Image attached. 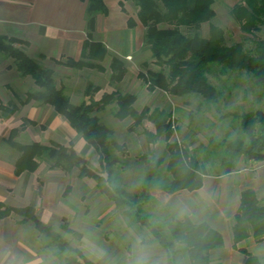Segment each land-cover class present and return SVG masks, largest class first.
I'll use <instances>...</instances> for the list:
<instances>
[{"label": "trees", "instance_id": "16d2710c", "mask_svg": "<svg viewBox=\"0 0 264 264\" xmlns=\"http://www.w3.org/2000/svg\"><path fill=\"white\" fill-rule=\"evenodd\" d=\"M86 4L85 21L87 39L84 41L78 59L63 58L51 60L58 66L70 69H93L104 72L101 63L109 56V51L101 41L94 40L96 16H106L108 9L105 0H82ZM132 3L136 8L135 19L128 16V29L142 27L141 41L150 52L152 63L161 70L147 69L137 74L149 92L155 89L172 96L184 97L195 94L203 99L207 109L216 106L224 97V92L212 85L207 78L209 65L221 67L223 73L245 72L253 80L254 87L264 90V40L254 38L255 32L264 28V0H238L231 9L232 18L246 35H250V45L234 43L226 45L224 31L210 23L214 17L215 0H119V7L126 14L125 4ZM209 23L208 36L199 33L201 26ZM181 27L192 30L185 35ZM26 43L18 38L0 35V53L13 60V67L21 77H30L35 90L24 94V99L15 98L19 105L30 102L38 106L50 107L58 116L67 121L73 132L89 145L95 156L99 171H96L88 160L79 155L73 146L49 142L47 145L38 142L20 144L15 141L26 125L36 127L38 124L26 119L18 128L11 129L5 143L18 152L13 163V175L33 174L40 166L41 160L49 161V169H59L65 174L73 169L78 170L79 178H90L96 182L98 191L104 195L114 208H124L123 214L134 222L149 229L153 238L164 250L167 264H177L175 256L181 253L187 257V264H219L211 260V251L224 245L220 232L206 223H193L190 217L171 219L165 228L151 222L150 216L143 211V205L151 202L150 191L159 189L168 195L179 192H194L203 186L207 176L205 168L191 156L189 151L175 141L170 142L175 131L172 112L166 109H149L143 107L140 112L134 109L137 97L131 93L121 94L118 91H104L99 96L98 86L88 82L84 98L79 104H73L63 87H57L53 71L42 63L29 57L19 47ZM39 59H46L39 54ZM144 67L147 63L143 62ZM110 80L119 83L126 74L124 62L117 56H110ZM163 69H166L164 71ZM109 106H115L112 116L119 121L132 119L129 131L141 128L147 144L156 143L159 139L165 142L168 159L165 172L170 176L168 183L158 184V170L164 163L163 158L154 157L147 150L139 159L143 163L141 176V193L138 197L129 195L124 189L114 185V171L120 164V155L124 145L115 142L113 131L100 122L96 113L104 112ZM18 111L12 102L0 103V117L9 119ZM238 120L246 140L241 138H209L207 146L221 153V162L225 164V173L233 171L237 160L264 161V110L248 111L233 116ZM153 124L152 133L143 127V122ZM40 128H44L39 125ZM70 186L65 187L64 194ZM11 215L20 220L17 224L30 222L34 229L45 235L60 251L67 250L70 255L63 258L64 264H95L79 249L72 248L51 227L42 222L33 206L11 207L0 201V220ZM61 229L73 236L79 234L68 228L62 218ZM255 244L264 243V204L252 189H245L239 195V204L231 226L232 249L244 256L243 264H264L258 256L246 248L239 247L245 241ZM59 255V254H58Z\"/></svg>", "mask_w": 264, "mask_h": 264}, {"label": "rangeland", "instance_id": "374dc122", "mask_svg": "<svg viewBox=\"0 0 264 264\" xmlns=\"http://www.w3.org/2000/svg\"><path fill=\"white\" fill-rule=\"evenodd\" d=\"M237 3L238 0H215L212 6L214 17L210 23L224 31L226 45L242 42L249 46L252 37L243 33L231 16V9ZM107 5L112 12V0H109ZM125 10L126 15L135 19L136 8L132 3L127 2ZM180 29L185 35L192 33V30L185 27ZM208 30L209 23H205L199 33L205 38L208 36ZM142 34V27L139 26L136 28V35L141 38ZM121 35L125 43L123 49L127 51L128 42L133 39L132 31L125 29ZM254 38L264 40V28L255 32ZM25 43L26 45L19 44V47L27 53L28 43ZM108 51L109 56L101 63L104 72L93 69L75 70L56 64L55 67L53 62L49 64L48 61L43 65L53 71L57 87H63L65 93L71 95L73 104H79L83 100L86 85L91 82L100 88L95 96L104 91L134 94L137 97L134 103L137 112L143 107L171 111L175 131L170 142L175 141L187 149L205 168L207 176L203 178V186L194 193L183 191L168 195L159 189H152L150 194L153 200L143 205V211L150 216L152 223L164 228L171 219H181L183 216L190 217L193 223L208 224L221 233L224 242L223 247L211 251V260L219 264H243L244 256L231 247V226L238 208L239 195L243 190H254L264 204V161H246L241 158L236 161L233 171L226 174L225 164L221 162V153L209 148L207 144L209 138L246 140L238 120L233 116L248 111L264 110V90L254 87L251 76L245 72L225 74L221 67L209 65L208 81L221 89L224 97L216 106L207 109L203 99L195 94L172 97L159 89L153 92L147 90L137 74L146 72L147 69L155 72L161 69L152 63L150 52L143 44L132 59L121 58ZM28 52L27 55L33 58V52L29 50ZM110 56H117L125 64L127 71L119 83L110 80ZM33 59L39 63H41L39 60H43L38 57ZM0 62L11 64L13 67V60L1 53ZM143 62L147 63L146 67L142 65ZM0 83H9L16 97L21 99H24L26 92L36 89L31 78L21 77L14 67L13 72L0 76ZM9 101L18 106V111L9 119L0 117V161L11 164L12 167L18 152L5 143L11 129L18 128L22 122L30 119L38 125L36 127L26 125L25 130L19 132L15 141L20 144L38 142L45 145L48 141L41 139V136H44L43 129L39 127L43 125L41 115L37 116V112L31 110L36 108L30 104L24 107L19 105L15 97L8 98L0 87V103L6 105ZM114 109L115 106H109L104 112L95 114L101 123L113 131V140L124 145L120 164L114 171L113 184L124 189L129 195L138 197L141 193L140 179L144 169L139 157L146 154L147 150H151L154 157L163 158L164 163L157 173L158 184L168 183L170 176L165 172L168 156L164 140L161 138L156 143L147 144L141 128L134 132L129 131L132 119L127 118L122 122L117 120L111 115ZM143 123L145 129L155 132L152 123L148 121ZM47 135L44 137L49 139L51 136ZM72 138L75 144L80 137L73 134ZM83 157L99 171L94 153ZM47 170H50L49 161L43 159L34 174L33 185L36 192L30 195L27 191L24 192L28 187L27 175L21 174L15 181L11 180L12 177L0 178V201L11 207L31 206L29 203H34L37 193L42 192L43 196L37 201L39 206L46 207L48 214L51 215L45 214V211L42 214L44 209L37 208L38 218L95 264H135L140 258H144L147 264H167L164 250L149 229L127 218L123 214L124 208H114L113 204L98 191L94 180L79 178L77 169H73L69 174L64 173L62 179L55 178L54 174L50 177L52 175L47 174ZM66 186H70V190L64 194ZM28 196L30 200L26 199ZM62 218L66 220L68 228L80 235L79 238L61 229ZM18 220L20 218L14 215L0 220V264H64L63 258L70 255L67 250L60 251L49 238L38 233L32 223L19 225ZM239 247L246 248L264 263V243L255 244L249 240ZM175 261L177 264L188 263L187 257L181 253L176 254Z\"/></svg>", "mask_w": 264, "mask_h": 264}, {"label": "crops", "instance_id": "0c3cea01", "mask_svg": "<svg viewBox=\"0 0 264 264\" xmlns=\"http://www.w3.org/2000/svg\"><path fill=\"white\" fill-rule=\"evenodd\" d=\"M108 2L109 0H105L108 14L106 16L100 14L96 16L95 30L92 37L94 40L101 41L108 50L119 55L121 58L132 59L142 45L141 38H138L136 35V28L138 26L133 29H128L126 26L128 16L121 11L118 3L119 0H112V12L108 8ZM85 8L86 4L82 0H0V35L18 38L27 42L28 47L26 49L33 52V58H37L39 54L46 57L43 60L38 59L42 64L46 61L51 64V60L53 59H78L82 45L87 39ZM125 29L132 31V37L134 39L129 40V50L127 51L123 49L125 43L121 35ZM28 50L27 53L29 54ZM52 64L57 67L54 63ZM11 72H13L11 64L0 62V76ZM0 84L3 93H6L8 98L15 97L14 91L12 87L10 88L9 83ZM7 88H10V90ZM34 88H36L35 85ZM67 95L71 99V95ZM29 104L36 108V110L32 108L31 110L36 111L37 116L41 115V123L44 127L42 134L45 136L48 133L49 135L47 136H51L49 139L41 136L42 140H46L45 142L48 141V143L56 142L64 146L70 142L73 143L72 137L73 134H76L65 119L58 116L48 106H38L32 102ZM73 146L79 155L82 154L81 156L94 153L92 148L81 138H78L77 142L75 144L73 143ZM46 173L51 174L52 176L50 177H53L54 174V177L57 179L64 178V173L58 169L47 170ZM34 174H22L27 175L28 187L24 192L27 191L29 195L32 192H36L35 186L33 185L35 179ZM8 177H12L11 180L15 181L21 176L15 177L13 175V163L11 167V164L0 161V178L7 179ZM41 196H43V193L38 192L35 197L36 201L34 203L30 202L29 204L35 208L36 212L39 213V209L37 208H42L44 209L42 214L46 212L45 214L51 215L50 213L48 214L46 207H43V205L42 207L39 206L37 200L41 199ZM2 199L5 200L4 197ZM26 199L30 200L31 198L28 196Z\"/></svg>", "mask_w": 264, "mask_h": 264}, {"label": "clouds", "instance_id": "9594fccd", "mask_svg": "<svg viewBox=\"0 0 264 264\" xmlns=\"http://www.w3.org/2000/svg\"><path fill=\"white\" fill-rule=\"evenodd\" d=\"M135 264H147V262L144 258H140L135 262Z\"/></svg>", "mask_w": 264, "mask_h": 264}]
</instances>
